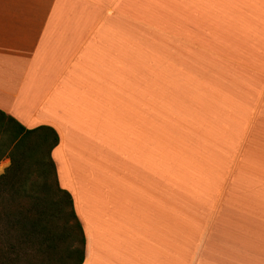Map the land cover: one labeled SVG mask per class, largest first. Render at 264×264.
Masks as SVG:
<instances>
[{
  "label": "crops",
  "instance_id": "crops-1",
  "mask_svg": "<svg viewBox=\"0 0 264 264\" xmlns=\"http://www.w3.org/2000/svg\"><path fill=\"white\" fill-rule=\"evenodd\" d=\"M0 109L59 134L83 264H264V0H0Z\"/></svg>",
  "mask_w": 264,
  "mask_h": 264
},
{
  "label": "trees",
  "instance_id": "trees-1",
  "mask_svg": "<svg viewBox=\"0 0 264 264\" xmlns=\"http://www.w3.org/2000/svg\"><path fill=\"white\" fill-rule=\"evenodd\" d=\"M59 142L54 128L41 125L27 129L0 109V160H11L0 176V187L5 189L0 202L5 207L0 213V264L84 263L83 225L72 194L59 184L52 157ZM33 172L40 174V181L31 178ZM50 195L56 199L46 200ZM49 207L62 215V231L53 227Z\"/></svg>",
  "mask_w": 264,
  "mask_h": 264
},
{
  "label": "rangeland",
  "instance_id": "rangeland-1",
  "mask_svg": "<svg viewBox=\"0 0 264 264\" xmlns=\"http://www.w3.org/2000/svg\"><path fill=\"white\" fill-rule=\"evenodd\" d=\"M146 77L148 78V67H146ZM150 90H152V88H149ZM0 169L3 168L1 171H0V176H2L3 174H5L6 170L10 167L11 165V160L9 158H3L2 160H0ZM31 178L34 179V178H38L39 181H40V174L37 172H33V174L31 175ZM49 182L51 185H54V181H53V178L52 176H49L48 178ZM0 187V202L2 201V198H4L5 196V189H2ZM56 199V197L50 195L46 200L48 201H54ZM4 205H0V213L4 212ZM47 213L49 214V219L51 220V223L53 225V227L55 229H58L59 231H62L63 229V224H64V221H63V218H62V215H60L59 213V210L55 207H49ZM53 221V222H52Z\"/></svg>",
  "mask_w": 264,
  "mask_h": 264
},
{
  "label": "bare ground",
  "instance_id": "bare-ground-1",
  "mask_svg": "<svg viewBox=\"0 0 264 264\" xmlns=\"http://www.w3.org/2000/svg\"><path fill=\"white\" fill-rule=\"evenodd\" d=\"M3 168L0 169V171L2 170Z\"/></svg>",
  "mask_w": 264,
  "mask_h": 264
}]
</instances>
